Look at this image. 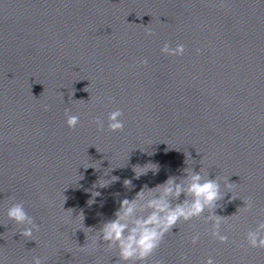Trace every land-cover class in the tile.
<instances>
[{"label":"clouds","instance_id":"1","mask_svg":"<svg viewBox=\"0 0 264 264\" xmlns=\"http://www.w3.org/2000/svg\"><path fill=\"white\" fill-rule=\"evenodd\" d=\"M223 6L221 4V7ZM153 34L150 29L146 31L147 36ZM160 51L162 55L180 57L185 53V45L178 43L175 47H172L168 42H165ZM196 52L199 54L201 49L197 48ZM147 63V59L138 61L140 65H146ZM84 91H87V88ZM111 99V97L108 98L109 102H111ZM48 108V105H44L45 111ZM123 115V111L119 108L109 112L107 117L108 131L122 132L124 130ZM65 116V122L69 129H75L80 123V117L69 114L68 109L65 110ZM94 123L98 131L104 130L102 120L96 118ZM137 169L145 170L138 172ZM149 170L155 174L159 171V168L152 163L142 167L139 165L133 167L137 179ZM183 172L184 175L180 177L169 176L165 182L153 188H148L145 185L132 199H122L119 202V208L114 213V218L103 222L99 230L95 231L92 238L96 244L98 241H103L108 249L117 250L118 259L116 264H144L157 252L165 237L172 233L173 228H176L182 222L187 223L201 217L205 218L206 223H211L210 234L215 240L221 244L228 242L229 237L221 234V225L224 223L225 218L216 215L214 209L217 207L218 202L227 193L231 192L235 184L230 183L228 179L224 186L229 191L222 195L219 178H209L208 173L202 167L199 171L186 167ZM118 179V177L112 176L110 180H99L98 184L100 187H106ZM123 186L128 189L134 187L129 179L123 181ZM98 195L100 193H93V196ZM181 196L184 197L183 200H181ZM64 198L65 201L66 197L64 196ZM244 201L245 206L239 210L252 211L255 207L254 199L248 197ZM88 203L92 204L93 200H89ZM67 211H72V209ZM205 212L208 213L206 217L204 216ZM6 215L10 221L22 226L19 235L26 239L31 240L34 231H39V225L28 214L23 201L13 203L8 207ZM89 230L92 231L93 229ZM199 239L200 233L195 232L190 237V243L195 245L199 242ZM245 239L248 247L264 250V221H260L255 229L248 230ZM45 259L34 256L30 264H45ZM183 260L182 257L181 264H183ZM153 264H164V261L155 260ZM203 264H217V262L209 256L203 261Z\"/></svg>","mask_w":264,"mask_h":264}]
</instances>
